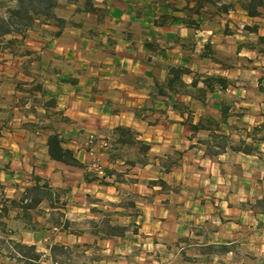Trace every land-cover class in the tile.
I'll return each mask as SVG.
<instances>
[{"label": "crops", "instance_id": "obj_1", "mask_svg": "<svg viewBox=\"0 0 264 264\" xmlns=\"http://www.w3.org/2000/svg\"><path fill=\"white\" fill-rule=\"evenodd\" d=\"M84 1H62L56 7L57 15L65 18L62 29L54 24L35 27L30 29L31 35L29 31L25 36L17 34L18 40L0 49V104L10 105L0 107V114L7 112L0 115V149L8 155L6 141L20 148L26 135L41 134L48 161L33 163L38 159L35 155H21L20 160L32 171L27 174V183L11 185L14 197L16 191L20 192L19 200L0 195V239L15 235L16 230L10 229L6 221L9 213L16 210L11 219L20 221L26 232L56 229L60 240L43 245L51 264H85V260L87 264H117L121 255L119 264H161L162 256L174 254L181 244L184 247L172 264H211L213 257L216 264H252L256 259L253 253L241 249L249 240L253 247H259L255 237L264 229V221L258 219L264 215V205L258 203L264 197V153L260 152L261 141L253 139L255 129L264 124V53L256 44L264 32V16H251L237 0H225L231 5L229 11L207 4L201 14L195 15L199 23L195 28L180 18L186 15L183 11L174 12L180 16L176 19L162 16L171 13L173 5L183 7L188 0H92V11L83 8ZM238 12L248 21L240 31L229 27ZM235 28L239 29V25ZM181 31L186 35L182 36ZM193 33L197 34L195 38ZM171 65L192 70L182 76L190 77L186 89L177 91L167 86ZM198 73L223 75L230 82L199 99L191 92L196 88L190 85ZM62 85L73 92L65 101L67 114L65 108L58 107V97L53 94V90L63 94ZM81 85L86 89L82 95ZM198 85L204 87L202 81ZM8 89L10 96L6 94ZM29 99L32 104L25 109ZM193 105L203 109L199 116ZM37 107L43 110V119L55 118L69 125L78 116L92 131L110 127L115 139H100L107 140L111 147L100 146L93 155L102 160L103 174L104 168L113 170L105 177L114 179L87 170L94 162L88 159V147L83 148L85 159H79L83 166L51 158L47 145L50 134L44 133L54 123L25 119L15 137L9 139L13 133L9 121L17 114L39 116ZM245 116L252 118L251 131L243 123ZM209 119L213 122L209 123ZM229 120L235 122L229 124ZM200 121L206 128L193 131L190 122ZM117 126L131 128L134 143L118 144L121 148L112 149L117 145ZM241 131L244 136H240ZM72 135L68 131L61 136L66 147L73 143ZM224 137L225 145L218 146L216 141ZM142 142L149 144V149L142 150ZM163 142H167L168 150L162 156L153 154L151 149L160 148ZM173 142L181 147L176 148ZM246 143H253L255 150L247 153L232 149V145ZM69 148L76 153V149ZM116 150L119 154L113 159L111 155ZM220 156L225 159L219 160ZM19 167L23 170L24 164ZM61 168L64 172L56 175ZM0 171L5 178L16 174L11 159ZM94 175L98 177L92 179ZM226 176L236 184L235 191L245 194V199L228 201L227 196L234 194L230 184L225 197L217 202L214 192L222 186L217 181H224ZM55 180L64 186L53 188ZM210 185L216 187L209 189ZM4 187L0 183V193ZM28 188L30 196L36 195L38 201L26 207L20 199ZM91 189L97 194L93 195ZM249 191L251 197L247 195ZM109 195L112 198L105 200ZM4 200L3 205L8 207L2 211ZM70 201L71 207L81 213L104 215L99 220H87L88 229L74 227L77 221L62 219L64 212L60 211L68 210ZM42 203L56 210L48 215L49 227L36 219L44 216ZM220 204L229 210L227 217L217 214ZM201 218L202 222L197 223ZM213 219L219 223L211 225ZM252 221H256L254 227ZM182 232L190 235H180ZM212 236L216 240L209 242ZM39 238L34 236L33 240ZM162 241L166 249L163 253L155 250ZM14 242L37 247L36 243ZM131 243L137 247L130 253L123 252ZM88 249L94 254L85 257ZM101 249L103 254L98 251ZM115 249L120 252L113 257ZM22 252L25 264H32L31 259L39 254V260L41 255L26 248Z\"/></svg>", "mask_w": 264, "mask_h": 264}, {"label": "clouds", "instance_id": "obj_2", "mask_svg": "<svg viewBox=\"0 0 264 264\" xmlns=\"http://www.w3.org/2000/svg\"><path fill=\"white\" fill-rule=\"evenodd\" d=\"M220 3L225 2V0H219ZM16 5V0H10L9 3L4 4L3 6H0V19H3L6 23H8V27L10 29H15L17 27H19L18 24H14V23H9V19H10V13L8 11L9 8H12ZM237 8H239V5L237 4ZM159 13H157L158 15ZM231 15V13H230ZM243 13L238 12L235 15V18L232 21V24L229 25V27H233L234 30L236 31H240V29L243 28L244 23L248 22L245 21L243 18ZM224 19H227V17H224ZM239 25V29H236L235 26ZM221 27L223 26V20L221 21ZM29 34L31 35V30L29 29ZM261 35H264V32L260 33ZM181 35H186V33L184 31H181ZM197 34L193 33L192 34V38H195ZM13 37L18 38L17 33L15 31H11L9 33L3 34L2 38H0V45L6 43L9 39H12ZM249 39H253V37L249 36ZM149 39H151V37H149ZM202 43V41L200 42ZM21 48L23 46H20ZM200 51V47L197 46L196 49V53H198ZM195 55V53L193 54ZM262 63H264V61H261ZM193 69L195 70V65L192 66ZM17 79H19L20 77H16ZM161 79H163V74H161ZM185 83H187L190 80V77H183ZM49 88H51V85H47ZM202 85H198V87H200ZM63 89V94L56 92L55 90H53V94L57 95L58 100V107L60 108H65V101L67 99L68 96L73 95V92L69 90V88L67 86H61ZM86 91V89L81 85V95L83 94V92ZM6 94L7 95H11V89L6 90ZM39 98V97H38ZM44 99H47V97H45ZM186 100H188L189 98L186 97ZM32 104V100L29 99L28 103L24 105L25 109H27L30 105ZM95 106V105H93ZM196 108V112L195 115L199 116L200 113L203 111V109H201L198 105H193ZM0 107H4V108H8L10 107L9 104L5 103V104H0ZM13 111H15V109H13ZM37 112L40 114L39 116H33L32 114H29L28 116H20L19 114H17L16 116L13 117V119L11 121H9L10 126L13 128V133L12 136L9 137V139L14 138L16 132L19 130V124L27 119V120H37L42 124H48V123H54V127L52 129H49L47 133H44L45 135L47 134H51L53 131L57 132L60 136H64L68 131H72L73 135H72V140L73 143L71 145H67L68 147H73L74 149H76V156L78 159H85L84 155H83V148L88 147L91 143H92V137H97V138H101V137H108L109 141H112L115 139L114 134L112 133L110 127H106L103 128L101 130H97V131H92L90 129V127L86 126L84 123L81 122L80 118L74 117L73 119H75V123L73 124H69V125H65L59 122L58 119L53 118V120H49V119H43V110L39 107H37ZM68 113V109L65 108V113ZM0 115H7V112L0 114ZM171 115V112H170ZM185 115H187V113H185ZM195 122V120L193 121ZM235 121L233 120H229V124L234 123ZM252 118L250 116H245L243 123L247 125V131H251V126H252ZM259 122V121H257ZM137 128H139L140 126L137 125ZM83 128V131L81 132L80 129ZM203 135V134H202ZM235 133L233 134V136L235 137ZM240 136H244V132L241 131L240 132ZM159 137H157L158 139ZM249 139V138H246ZM250 142V139H249ZM175 143V142H173ZM193 143H195V141H193ZM6 147L8 148V155H4L3 154V150L0 149V169H3V165L7 164L9 159H11L12 161V168L15 169V173L13 176H11L10 178H5L3 175V172L0 171V183L4 184V190L2 193H0V195H2L3 197H7V198H13L14 197V191L11 189V185L13 183H17L20 181H24L25 183L28 182L27 180V174L29 172L32 171L31 168L28 167L27 163L24 161L20 160V157L22 154L27 153L29 156L31 155H35L38 159L36 161H33V163H46L47 161V156L44 153L43 147H42V138H41V134H37V135H33V136H28L26 135L25 138L20 141V144L22 145L20 148H17V146L15 144L12 145H8L7 141L5 142ZM100 146H104V147H111L110 143H104L103 140L100 141V143H98L95 148L93 149V152H95L96 148H99ZM175 147L179 148L181 147V145L179 143H175ZM260 152L264 153V142H261L260 145ZM168 150L167 149V142H163L160 148H154L151 149V152L153 154L158 153L159 155H163L164 151ZM127 158V157H125ZM27 159V157H25V160ZM88 159L93 160V163H90L88 165V169L89 171L91 170H95L96 174L98 176H103V172L101 171V167L103 166V162L102 160L99 158V156H94L93 153H89L88 154ZM219 160H224L225 157L224 156H220L218 157ZM23 163L24 167L23 170L20 169L19 164ZM111 166V165H110ZM223 167L227 168L228 165L224 164L222 165ZM119 170V169H118ZM64 169H58L56 175H59L60 173H63ZM66 174V173H65ZM105 179H114V177L109 178V177H105ZM233 180H235V178H232ZM205 184H207V181H204ZM218 185H222L220 187V189L218 191L214 192L215 197L217 198V202L219 203L220 200H222L227 191L228 188L231 184L232 188H233V195H229L227 196V200L228 201H232L233 199L239 201V200H243L245 199V194L242 191H235L236 188V184H233L232 181L229 180V178L226 176L224 178V181H217ZM24 183H21V189L23 188ZM57 186L63 187V184H60L59 180H55L52 184L53 188H56ZM216 185H210L209 189L211 188H215ZM93 195H96L97 193L95 192V189H91ZM209 194H213L211 192H209ZM248 197L252 196V192L249 191V193L247 194ZM15 199L19 200L20 198V192L16 191L15 192ZM111 195L105 197V200L111 199ZM122 198V197H121ZM27 202V201H25ZM252 202L254 203L255 200L253 199ZM90 206V205H89ZM41 208L44 209V216L43 217H36L37 220L40 221L41 225H44L45 227H49L46 224L48 215L50 214V211H56L55 209L49 210V208L47 207L46 203H42L40 205ZM105 207H107V205H105ZM60 211L64 212V217L62 219H68V220H73V221H77V224L74 225V227H79V228H83V229H88L90 227V225L88 223H86L87 220L89 219H96L99 220L102 218V216L104 215L103 213L98 215V216H91L90 214H88L87 212L81 213L79 211V209L75 208V207H71V201H70V206L68 210L65 209H60ZM229 210L224 207L223 204H220V206L217 208V214L227 217ZM16 214V210L11 211L9 213V217L7 218V225L10 229H15V235H12L10 237V239L12 241H19L21 243H36L37 247L35 249L36 252L41 253L39 261L36 262V264H51V257L49 255V252L47 250V248H45L43 245L47 244V245H51L56 243L57 241L60 240V236L56 234V229L55 228H51L49 231L47 232H43L41 233L39 230H37L35 233L33 232H26L24 230V225L20 222V221H16V220H12L11 217L15 216ZM186 219V218H185ZM201 221H197V223H201ZM258 219L261 221H264V215H259ZM113 222H118V223H125L126 221L123 220H113ZM219 220L213 219L210 221L211 225H215L218 224ZM256 221H252V225L253 227L255 226ZM134 227V225H133ZM142 231H147V229H142ZM128 235H131V228H129L128 231ZM180 235H190V233H180ZM40 237L39 239L33 240V237ZM134 239V238H133ZM256 240L260 241V246L259 247H253L252 246V241L249 240L248 243L246 245H244L242 247V251H248V252H252L253 255L255 256V261L252 262V264H264V229L261 230V234L255 237ZM216 240V236H212L211 240L209 242H214ZM200 243H203L204 241H199ZM142 243V242H141ZM163 241L161 243H158L155 246V250L156 251H161L162 253L166 251V249L163 248L162 246ZM135 247H137V245L135 243H131L130 246H126L123 249V252L125 253H130ZM184 245L181 244L179 248H176L174 250V254H169L167 256H162L161 258V264H172L173 261H175L178 257H179V252H180V248H183ZM101 252V254L104 253V250H98ZM120 252L119 249H115L113 250V257H116V253ZM94 254L92 249H88L85 251L84 256H90ZM229 256H231V253H229ZM47 258V259H46ZM83 259V258H82ZM122 259V255L120 257L117 258V264H119V261ZM0 264H25V258H23L21 256V253L19 251L16 250L15 247H13V245L11 243L8 244L7 248H0ZM85 264H87V261L85 260ZM211 264H216V257L212 258Z\"/></svg>", "mask_w": 264, "mask_h": 264}, {"label": "trees", "instance_id": "obj_3", "mask_svg": "<svg viewBox=\"0 0 264 264\" xmlns=\"http://www.w3.org/2000/svg\"><path fill=\"white\" fill-rule=\"evenodd\" d=\"M59 1L79 2V0H29V3H26L25 0H19L18 4L16 5V8L9 11L10 13L9 23L18 24L19 27L15 29H10L8 27V23H6L3 19H1L0 37L3 36V34L9 33L11 31H15L17 34H20L21 36H25L29 29L40 27L46 24H54L58 26L60 29H62L65 24V18L58 16L55 11L56 7L59 5L57 3ZM191 1L193 2V4H191ZM217 1L219 0H188V3L185 4L183 7H178L176 5H173L172 12L163 13L162 16L165 19L168 18L176 19L179 18L180 16L176 15L174 12L183 11L186 15L180 18L183 19L188 26L197 28L199 27V23L195 15L201 14L202 10L205 8L207 4H214L217 7V9L222 12L229 11L231 7L229 3L226 2L218 3ZM237 1L247 11L249 15L264 16V0H237ZM35 2L38 3L35 4ZM83 8L88 11L94 10L95 7L93 5V1L85 0L83 4ZM59 31L60 30H58L57 32ZM16 40H18V38L16 37L9 39L6 43L2 44L5 46L0 45V49L6 48L7 46L9 47ZM256 44L258 45L259 50L264 53V35L258 37ZM191 72L192 70L186 66L171 65L169 68V74L166 81L167 86L171 89H176L177 91H179L180 88L186 89L187 86L183 81L182 76L184 74H190ZM200 81H202L204 87H198ZM229 82L230 80L223 75H218V74L203 75L198 73L190 84L192 87H195L196 90H191V92L193 95L195 94V97L202 99V97L204 98L206 96L207 92L213 91L215 87L225 88L227 87ZM161 91L162 89L159 88V93H161ZM195 91H197V93H193ZM47 104L44 103V105ZM212 122L213 120L209 119V123ZM190 126L193 129V131L206 128V125H204L201 121L198 123L190 122ZM262 129H264V124H262L260 127L255 129L253 134V139H255V141H261V142L264 141V133L262 132ZM115 133H118L119 135L115 141L117 145L115 146L113 145L112 149L118 150V148H121V146H118V144L124 145V144L134 143L135 135L131 128L125 126H117L115 128ZM225 135L226 134L224 135L221 134V136H225ZM225 137L217 140L216 144L220 147H223L225 145L224 143H226ZM47 145H48V152L51 158L65 162L70 165L83 166V163L77 158L75 151L69 147H66L63 144V140L57 132L54 131L48 136ZM255 148L256 146L253 143H249V144L246 143L245 145L242 144L232 145V149L242 150L247 153H251L253 150H255ZM141 149L142 150L149 149V144L142 142ZM117 150L116 152H113L111 158L115 159V157L119 154L117 153ZM133 162L134 161H132L131 163L133 164ZM113 173L114 172L112 169L104 168L103 177H105L106 175H111ZM96 177L98 176L94 175L92 179H96ZM30 195H31L30 189L28 188L25 194L20 199V203L22 206L29 207L30 205H33L38 201L36 195H33L32 197ZM258 203L264 205V197L258 200ZM7 207L8 206H6V204L3 205L2 211L7 210ZM3 242L4 239H0V245ZM14 244L17 250L21 253L22 257H25V255L22 252L23 248H26L27 250H35L34 245H21L15 242ZM38 257L39 254L36 255V258L31 259V263L36 264V262L39 261Z\"/></svg>", "mask_w": 264, "mask_h": 264}, {"label": "built area", "instance_id": "obj_4", "mask_svg": "<svg viewBox=\"0 0 264 264\" xmlns=\"http://www.w3.org/2000/svg\"><path fill=\"white\" fill-rule=\"evenodd\" d=\"M103 140L104 143H109L107 140L105 139H100V138H97V137H92V143L88 146V151L90 153H94L93 152V149L95 148V146L100 143V141ZM103 170V168L101 167V171ZM6 200L3 201V203L1 204L3 206V204L5 203ZM10 230H8L9 232ZM11 243L13 245V247L16 248L15 244H14V241H12L11 239L9 238H5L4 239V242L0 245V248H7L8 244ZM17 250V248H16ZM18 251V250H17ZM55 263H57V261H55Z\"/></svg>", "mask_w": 264, "mask_h": 264}, {"label": "rangeland", "instance_id": "obj_5", "mask_svg": "<svg viewBox=\"0 0 264 264\" xmlns=\"http://www.w3.org/2000/svg\"><path fill=\"white\" fill-rule=\"evenodd\" d=\"M10 2V0H0V6H3L4 4H7V3H9ZM18 2H19V0H16V5L18 4ZM25 2L26 3H29V0H25ZM61 2L62 1H59V2H57L58 4H61ZM36 3H38V2H35V4ZM16 5L14 6V7H12V8H9L8 9V11H10V10H12V9H15L16 8ZM1 20V19H0ZM0 38H2V36L0 37ZM2 46H5V45H2ZM19 49H21V48H19Z\"/></svg>", "mask_w": 264, "mask_h": 264}]
</instances>
